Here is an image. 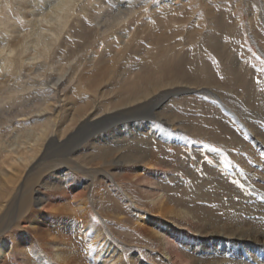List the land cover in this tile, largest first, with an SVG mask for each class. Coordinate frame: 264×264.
I'll list each match as a JSON object with an SVG mask.
<instances>
[{
  "label": "bare ground",
  "instance_id": "obj_1",
  "mask_svg": "<svg viewBox=\"0 0 264 264\" xmlns=\"http://www.w3.org/2000/svg\"><path fill=\"white\" fill-rule=\"evenodd\" d=\"M115 1L117 12H105L100 16L108 0H97V4L94 0H53L43 13L34 12L30 0H0V30L1 34L6 33L5 43L0 41V70L34 71L35 67L29 66L34 64L39 69L40 59L51 60L57 70L56 84H64L52 96L23 103L19 105L18 112L6 117L7 120L20 117L17 120H28L31 126L16 128L15 131L22 141L11 151L19 153L29 145V155L20 157L17 175L0 167V264H264V185H249L250 191L228 183L212 185L215 180L210 179L206 172L196 176L194 185H183L178 183V175L168 174L170 169L166 161V147L170 146L171 137L178 140L177 143L172 139L173 144L182 141L176 135L164 136L163 130H159L156 148L149 142L142 144L118 138H115L116 142L112 141L115 144L112 145L101 135L117 121L129 117L142 119L134 123L144 132L148 129L157 131L152 128L153 118L162 119L174 127L184 125L178 110L167 109L172 103L194 100L203 111L208 109L215 115L222 109L219 103L198 95L196 98L185 96L189 92L209 94L222 104L229 103L234 109L249 107L251 116L256 119L261 117V112L253 114L262 109L259 106L264 92L258 96L253 91L252 74L248 77L244 74L246 68L238 61L237 53L233 52L235 61L229 57L232 53H229V59L226 58L229 50L218 44L213 31L207 33L209 31L205 30L208 49L196 53L201 57L196 66L197 73L187 70L191 55H182L181 50L175 47L166 48L164 42L175 35L164 30L160 32L156 25L169 19L166 15L174 9L169 4L175 0H159L162 5L157 6L159 9L154 14L153 25L152 21L147 22L148 25L136 21L134 15L138 11L134 5H124L122 9L123 0ZM12 2L30 24V30L21 32L15 28L17 19L11 15ZM210 4L208 0L205 6ZM83 10L94 20V25L82 23L80 12ZM209 20L215 29L224 26L220 16L211 15ZM256 21H252L253 35L264 54V32ZM136 22L141 26L134 37L144 33L157 48L144 51V58L150 62L138 63L134 68L123 63L118 68L111 67L108 63L110 58L103 54H96V58L86 57L88 44L91 46L101 37L105 40L114 27H131ZM231 24L236 31L237 22ZM226 25L228 29L229 25ZM73 29H79V32L73 34ZM189 34L192 38L197 37L198 31L192 29ZM72 35L75 38L80 36L86 42L77 43V49L71 50L68 57L54 61L60 47L67 49L66 40ZM134 44L127 40L119 51L112 53L115 65L140 50ZM206 52L224 62L229 60L230 64L227 67L222 64L220 71L212 69L206 60ZM28 56L33 62L28 58L27 62L25 57ZM124 61L126 63L127 60ZM88 71L92 74H86ZM8 78L4 72L0 79V103L25 101L27 98L21 91L29 86L20 80L21 85L20 82L2 85ZM72 85L77 93L82 91L88 96L75 100V92L70 91ZM182 94V98L175 97ZM249 108L239 115L247 119ZM261 111L264 114V108ZM221 119L222 116L211 118L210 115L188 128L196 135L208 136L228 147L240 144V154L229 150L235 160L244 162L240 155L251 149L254 151V144L259 146L257 153H264V141L253 135L256 129L261 128L258 121H242L252 134L253 141L249 142L244 130H237V126L227 125ZM241 138L246 142L243 143ZM185 147L195 150L197 165V161L204 157L200 145ZM54 151L58 153L54 154ZM215 157L219 159L218 154ZM257 164L264 170V159L261 161L259 158ZM69 168L88 175L99 185H84L80 189L81 181L72 179ZM248 172L264 178L259 172L246 170ZM105 176L110 177L115 185L104 181L102 178ZM174 179L177 181L171 182Z\"/></svg>",
  "mask_w": 264,
  "mask_h": 264
},
{
  "label": "rangeland",
  "instance_id": "obj_2",
  "mask_svg": "<svg viewBox=\"0 0 264 264\" xmlns=\"http://www.w3.org/2000/svg\"><path fill=\"white\" fill-rule=\"evenodd\" d=\"M52 1L53 0H30L29 3L31 4L30 5L31 9H33L34 12L43 13V12L48 10L50 2H52ZM94 1L97 4V0H94ZM167 1H170V0H167ZM206 1H208V0H197V1L196 0H175L172 2V4H169L170 6H172L174 8L172 11H170V13H168L166 15V18H169V19H165L164 21H162V23L156 24L160 32H161V30L162 31L164 30L167 33L175 35V37H171V39H169L167 42H164V46L166 48L175 47L176 50H178V49L181 50L182 55L183 54L188 55V56L191 55V58H190L191 60H189L190 62L188 61L187 65H186L187 70L189 69L188 71L190 73L196 74L197 68H198L196 66H197V63L199 62V59H201L200 56H196V53H197V51H202V50H203V52H205V50L208 49L207 48L208 45L206 42V39L208 36L206 34L212 32V31L215 32V35H216L215 37H217V39H218L217 42H219L218 44L224 46L227 51L229 50L228 54L226 55V58L229 59V57H230V59L232 61L233 60L235 61V54L233 52L237 53L236 57H237L238 61H240L242 64H244V66L246 68V71L243 70V72H245L244 74H246L247 77L250 74H252V80H254V81H251L253 84V91L257 92L258 96H260V94H262L264 92V54H262L260 52V46H258L255 42L254 35H253L254 26L252 24L253 23L252 21L257 19L256 24L258 26H261L259 28H260L261 32H262V30L264 32V16H263L264 15V4L262 3V2H264V0H242V1L238 0L239 2L237 0H210V3L211 4L213 3V4L212 5L210 4L211 6L210 5L205 6ZM233 1H236V2H233ZM126 2H128V3H126ZM139 2H140V4H139ZM260 2H261V4H260ZM123 3L124 4L122 6V9L125 8L124 5H130V4L134 5V8L136 9V11H138L134 15L135 18L137 19L136 21L139 20L140 23H142V22H146V23L148 22L149 23L152 21L151 22L152 25L154 24L153 23L154 22V20H153L154 14H157V10L159 9L157 6L162 5V4H160L159 0H138L137 2H135L133 0H123ZM143 3H145V5H143ZM105 4H104V8L102 9V11L100 13V16L101 15L103 16L105 12H112V13L117 12L116 7H115V5H117V4H116L115 0H108V2ZM151 4H152V6H151ZM234 4H235V6H234ZM247 4H248V6H247ZM179 6H181V7H179ZM154 9H156V10L154 11ZM10 11H11V15L13 17L15 16L17 19L14 21V26L17 30H19L21 32H25L27 30H30V24L25 21L22 13L15 9L13 2L11 4ZM252 12H254V13H252ZM190 14H191V16H190ZM207 14L208 15L210 14L209 15L210 17H211V15L220 16L222 18V21L224 22L223 28H224L225 32H223L224 31L223 28H221V27L218 28V26L215 29V26L211 25L212 21L209 20L210 17ZM80 18L82 20V23L85 26H92L95 24L94 20H92L91 17L87 15L86 10H83L80 12ZM231 19L233 20V22ZM226 20H227V22H226ZM250 21H251V23H250ZM235 22H237L236 31H235V29H233L231 27V25L233 26V24H231V23H235ZM148 23L146 25H148ZM225 24L229 25L228 29H227V27H225ZM250 24H251V26H250ZM152 25H151V28H152ZM139 26H141V25H139L137 23L135 25L133 24L131 27H127L125 25H120V26H117L116 28L114 27L113 29L110 30V33H109L110 35L108 34L109 38L107 36H105V40H104V37H101V38L97 39L96 41H94L93 44H91V46L88 44L89 48L86 51L87 52L86 57L87 58H93V57L96 58L98 56V54H103V55H105L106 58H108V59L110 58L109 59L110 62H108V63L111 67L117 66L118 68L121 67L123 63L134 68V66H136V64H138V63L139 64H145V63L150 62L149 60H147V58H144V54H145L144 51L147 49L149 51H151V49L156 50L157 48L155 45H153L152 43L149 42V39L146 38L144 33H141L137 37H134V35H135L134 33H136L137 31L140 30V29H138ZM212 26L214 28H212ZM258 26H256V28ZM41 27L46 28V25H42ZM200 28H201V30H200ZM250 28H252V29H250ZM192 29H194V30L197 29V31H198V35H196L197 37L192 38L191 34H189L190 30H192ZM218 29H220L219 32H218ZM205 30H207L209 32H207ZM232 31L234 32L233 34H232ZM250 31L251 32L253 31V32L251 33ZM72 32H73V34H75V33L79 32V29H73ZM1 33L2 32L0 30V41L3 42L2 44H4L5 40H6V38H5L6 33L5 32H3L4 34H1ZM199 33H201V34H199ZM129 37H131V38H129ZM70 38H68L66 40L67 41V43H66L67 49H65V46L60 47L59 50H57L56 55H54L55 56L54 61L60 60V59L62 60L63 57H68L70 55L71 50L74 51L77 49L78 44H84L86 42V40H84L85 42L83 40H81L82 37H80V36L79 37L76 36V38H75L74 35H72V37H70ZM199 39H201V40H199ZM127 40H130L131 43H133V44L135 43L134 45H136L140 50L137 52L136 51L133 52L132 55H130V57L128 59L126 58V59H123L122 61L119 60V62L116 63V65H115V61L114 60L112 61V59H113L112 53L119 51L124 46V44ZM202 40L204 41L203 43H202ZM71 41L74 44H72ZM108 41H111V43ZM225 41H227V42H225ZM220 42L223 44H221ZM148 43L151 44L152 46L149 45ZM198 43H200V44H198ZM102 46L104 47V49ZM110 49H112V50H110ZM243 50H244V52H243ZM110 51H111V53H110ZM102 52H104V53H102ZM206 53H207V59L206 60L208 63H210V66L212 69L214 67L215 70L220 71L222 69V66H223L222 64L225 63L224 66H226V67L230 64V63H228L229 60L224 62L222 59L221 60L216 59L209 52H206ZM229 53L230 54L232 53L231 54L232 56H230ZM96 54H97V56H96ZM228 55H229V57H228ZM238 56H239V58H238ZM25 58H26L27 62H28V59L30 60V62H33L30 59V56L25 57ZM202 59H205V58H202ZM124 60H127L126 63ZM194 60H195V62H194ZM128 61H130V62L128 63ZM222 61H223V63H222ZM38 62L41 66L39 69H38L37 65H34V64L29 66V67L34 66L35 67L34 71L33 70L24 71V72L20 71V73H19V71H16L13 69H9L8 71L0 70V79H2L4 77V72H6L8 74V77H10V78H8L9 80H7L6 82H2V85L4 83L17 85L20 81L21 82L23 81V82H25L24 84L29 86V87H26L25 90L21 91V94L27 98L25 101L24 100H22V101L21 100H17V101L16 100L15 101L9 100L10 102L0 103V126H1L0 129H2V130H0V133H1L0 134V136H1L0 146L2 147L1 152H0V167H2L3 169H6L8 172H10L9 174H12V175H17L16 171L19 169L18 163L21 161L20 157L25 156L26 154L29 155V151H28L29 145H25L27 147L23 150L21 149L19 151V153L11 151V148H16L18 146V144L22 141L21 137L19 135H17V133L15 132L17 130L16 128L21 129L24 127H29V126H31V123L28 120H26L25 122H22L21 120H19L20 117H16V118H14V120L10 119V118H9V120H7L8 118L6 119V117L11 115L12 113L14 115L16 112H18L19 108H20L19 105H21L23 103H29L34 98L50 97L54 93H57L58 87L59 88L64 87L63 83L58 82L56 84V77H57L56 72H57V70L54 69V67H53L54 65L51 63V60L46 61L45 59H40ZM132 64H133V66H132ZM137 66H139V65H137ZM253 70L258 71L259 73L255 72ZM86 74H92V73H91V71L90 72L88 71V72H86ZM21 82L19 83V85L23 84ZM75 88L76 87L73 85L70 87V91H73V92H75L74 94H76V95H73L75 100L80 101V100L84 99L85 96H88L87 93H84L82 91L77 93ZM209 89H211V88H209ZM186 94L187 95H185V94L184 95L185 96L190 95L188 97L194 96V98H196V95H198V96L203 97L204 99H206L208 101L217 102V103H219V106L222 109H220V112H218V114L215 115L213 112H211V110H210V112L207 111L208 109H204V111H203L202 110L203 108L202 107L200 108L201 105L198 106L197 103L193 102L194 100H192V99H191L192 100L191 102H193L192 104H191V102L186 101L187 106H186L185 101L182 103H178V104L172 103L171 106L170 105L167 106V109L175 110V111L178 110L179 113L177 112V114L178 115L181 114L180 116L183 118L184 125L187 124L186 127H184V125L174 127V126H171L169 124H166L162 119L153 118V119H151L152 128H156L157 131L154 132V130L148 129V132H144L143 131L144 129L142 127H140V126L138 127L135 125V123H138L142 119L135 118V117H129V118H125V119L117 121V123H114L111 126V128L106 129L105 131H102L101 135L105 136L106 140L109 141V143L112 145H115L112 141H115V138H118L120 140H125V141L126 140L137 141L139 143L149 142L152 146H154V148L157 147L156 145H157L158 141L156 139V136L159 135V130H163L164 136L176 135L177 138H179L182 141H181V143L177 144L178 140H176L174 137L170 136L172 139L176 140V142H177V143H174V144H176V145H174L172 143V142H174V140H172L168 136V138L171 139L170 140L171 144H170V146L168 145V147H170V148L166 147V149L168 150V152H166V154L168 155L166 158L167 159L166 161L169 163L168 167L170 169L168 174L170 175L172 173V174L178 175L180 177V180H179L180 182L178 181V183H183V185H185V184L194 185V183L196 182V176L204 175L206 173L210 179L213 178L215 180L214 181L212 179L214 181V182L212 181L213 182L212 185H215V184L216 185H227V183H228V185H239L240 187L246 189L247 191L251 190L249 185H264V178H262L259 175H256V176L250 175L249 174L250 172L246 173V170L247 171L252 170L253 172L255 171V172L261 173L262 176L264 175V170L261 167L259 168L258 167L259 165L257 164V161L259 160V158L261 161H263L264 153L263 152L257 153L260 149L258 148L259 146H256L254 144V142H253L254 151L251 149L249 151L242 152V155H240V157L241 158L243 157V159H244V162H243V160L242 161L241 160H235V158L229 152V150L232 149V150H234L240 154V152L242 150L240 144H236L237 146L233 145L232 147L231 146L228 147L222 143L217 142L214 139L209 138L208 136L196 135V133H194V131H192L190 128H188L191 126L192 127L196 126V124H198L199 121H201L202 119H205L206 117L209 118L210 115H211V118L214 116L216 118H221V116H222V119H221V120H223L222 122L226 123L227 125H228V123H230L233 126H237V128H236L237 130L239 128L244 130L246 132L245 138L247 141L250 142V141H253L252 140V138H253L252 134L250 133L248 128L242 123V121L244 120L247 123V120L251 119V122L252 121H258V124L261 125V128L256 129V131L254 132L253 135L254 136L257 135L259 140L264 141V114L261 111L264 108V100H263L264 98L262 99L261 104L259 106V109H261V108L262 109L258 112L254 111L255 113L253 114V115L259 114V112H261L259 114L261 117H258L255 119V117L251 116L252 111L250 110L249 107H244L245 109L244 108H242V109L236 108L237 109L236 110V109L232 108L229 103L223 102V104H222L216 98H214L211 95L206 94V93H199V94L192 93L191 94L189 92ZM182 96H183V94L182 95H175L176 98H179V97L182 98ZM261 96L264 97V95H261ZM261 98L262 97H260V99ZM167 100H166V103H167ZM184 104H185V106H184ZM169 106H170V108H169ZM197 106L199 108H197ZM209 106H211V105H209ZM247 108H249L248 109L249 114H248L247 119H245L243 116H240L239 114L244 113L247 110ZM199 109H201V110L199 111ZM224 112H225V114H223ZM234 112H235V114H234ZM186 117H188V118H186ZM189 117H190V119H189ZM251 117H253V118H251ZM17 118H19V119L17 120ZM184 119H186V120H184ZM234 119H235V121H233ZM224 120H227L228 122L224 121ZM134 121H135V123H134ZM192 121H195V124H193L194 122L192 123ZM2 123H3V125H2ZM206 124H208V123H206ZM239 126H241V127H239ZM3 127H5V128H3ZM159 127H160V129H159ZM23 130H26V128ZM257 131H259V132H257ZM110 132H112L113 135L110 134ZM152 133H154V134H152ZM241 139H242L243 143L246 142L245 139H243V138H241ZM147 140H149V141H147ZM4 141H6V142H4ZM2 144H4V145H2ZM21 144H22L21 146H24V143H21ZM193 144L200 145L202 152H204V157L201 159V161H197L198 162L197 165H196V152H195V150L194 149L193 150L188 149L187 147H185L186 145L190 146ZM256 149H259V150H256ZM22 151L24 152V154H21ZM243 151H245V150H243ZM55 152L58 153L57 151H54V154H55ZM169 153H171V154H169ZM62 154H64V152H62ZM217 154L219 156V159H217L215 157V155H217ZM259 155H261V156L259 157ZM54 158H55V156H54ZM175 165L176 166L179 165V166L176 167ZM173 166H174V168L172 169ZM199 168H200V170H199ZM204 168H206V169H204ZM74 169L75 168H71V170H70V168H69V170L71 171L72 179H76V180L81 181L82 184L80 183V189H82L84 187V185H99L98 181L94 182V181H92V179L88 175L82 174V172L77 173L78 172L77 169H75V170ZM196 172H197V175H196ZM102 175H105V174H102ZM216 175H217V178H216ZM7 176L4 177V179L7 178ZM191 176L193 178H191ZM102 179H104V181H107V183L110 185H115V183L110 181V177L105 176ZM216 180L218 181V183ZM175 181H177V180L176 179L171 180V182H173V183ZM209 185H211V183Z\"/></svg>",
  "mask_w": 264,
  "mask_h": 264
}]
</instances>
